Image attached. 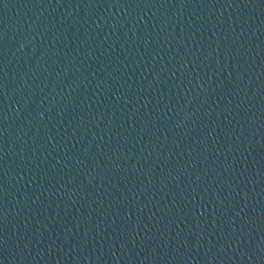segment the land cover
<instances>
[{
  "label": "water",
  "instance_id": "1",
  "mask_svg": "<svg viewBox=\"0 0 264 264\" xmlns=\"http://www.w3.org/2000/svg\"><path fill=\"white\" fill-rule=\"evenodd\" d=\"M262 230L264 0H0V264Z\"/></svg>",
  "mask_w": 264,
  "mask_h": 264
}]
</instances>
